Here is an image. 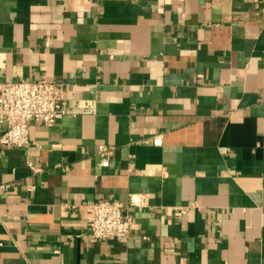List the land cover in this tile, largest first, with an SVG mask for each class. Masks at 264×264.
Returning a JSON list of instances; mask_svg holds the SVG:
<instances>
[{
  "label": "crops",
  "instance_id": "obj_1",
  "mask_svg": "<svg viewBox=\"0 0 264 264\" xmlns=\"http://www.w3.org/2000/svg\"><path fill=\"white\" fill-rule=\"evenodd\" d=\"M8 79L67 113L0 144V264H264V0H0ZM99 199L128 236L90 239Z\"/></svg>",
  "mask_w": 264,
  "mask_h": 264
},
{
  "label": "built area",
  "instance_id": "obj_2",
  "mask_svg": "<svg viewBox=\"0 0 264 264\" xmlns=\"http://www.w3.org/2000/svg\"><path fill=\"white\" fill-rule=\"evenodd\" d=\"M67 113L65 85L60 81L46 79H8L0 81V144L24 146L30 143V126L34 122L54 125ZM153 141L163 142L161 134L153 135ZM103 155L101 165L108 166L110 160ZM8 185L0 184V192H7ZM141 200L131 196L129 205ZM128 204L120 201L99 199L89 201L87 209L89 237L95 239H121L128 236L134 218ZM188 206H183L186 210Z\"/></svg>",
  "mask_w": 264,
  "mask_h": 264
}]
</instances>
